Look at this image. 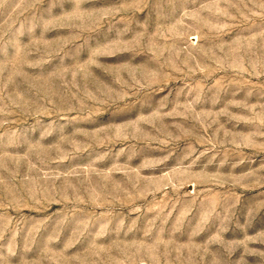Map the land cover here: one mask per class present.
Masks as SVG:
<instances>
[{
	"label": "rangeland",
	"instance_id": "1",
	"mask_svg": "<svg viewBox=\"0 0 264 264\" xmlns=\"http://www.w3.org/2000/svg\"><path fill=\"white\" fill-rule=\"evenodd\" d=\"M0 264H264V0H0Z\"/></svg>",
	"mask_w": 264,
	"mask_h": 264
}]
</instances>
